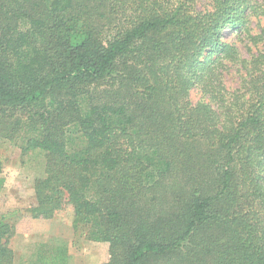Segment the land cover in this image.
<instances>
[{
  "label": "trees",
  "instance_id": "1",
  "mask_svg": "<svg viewBox=\"0 0 264 264\" xmlns=\"http://www.w3.org/2000/svg\"><path fill=\"white\" fill-rule=\"evenodd\" d=\"M196 3L0 0V139L44 158L25 216L69 208L107 244L100 264H264V7ZM32 264H69L67 248L41 243Z\"/></svg>",
  "mask_w": 264,
  "mask_h": 264
},
{
  "label": "rangeland",
  "instance_id": "2",
  "mask_svg": "<svg viewBox=\"0 0 264 264\" xmlns=\"http://www.w3.org/2000/svg\"><path fill=\"white\" fill-rule=\"evenodd\" d=\"M258 2L264 7V0ZM206 4L207 0H197L196 6L198 9H203ZM263 24V15L250 18L253 31L259 30ZM225 38L237 45L242 56L249 57V43L246 44V38L242 34L238 35L232 30L226 31ZM242 73L243 70L239 65L229 64L223 71L225 86L228 89L237 87ZM201 98L202 95L197 87L190 90L192 103H196ZM0 159L3 162L0 215L11 213L8 221L16 222L17 229L22 230L9 238V245L14 251L13 264H32L41 243L65 245L69 264H100L106 260L107 244L87 240L82 233H75L72 228L73 213L69 208L58 210L50 219L31 220L25 216L27 209L36 203L33 181L42 174L43 153L39 151L22 153L14 142L0 139Z\"/></svg>",
  "mask_w": 264,
  "mask_h": 264
},
{
  "label": "crops",
  "instance_id": "3",
  "mask_svg": "<svg viewBox=\"0 0 264 264\" xmlns=\"http://www.w3.org/2000/svg\"><path fill=\"white\" fill-rule=\"evenodd\" d=\"M57 234H59L57 231H56ZM57 236V235H56Z\"/></svg>",
  "mask_w": 264,
  "mask_h": 264
}]
</instances>
